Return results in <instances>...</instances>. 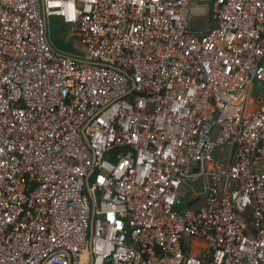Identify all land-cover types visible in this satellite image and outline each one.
<instances>
[{
  "label": "built area",
  "instance_id": "obj_1",
  "mask_svg": "<svg viewBox=\"0 0 264 264\" xmlns=\"http://www.w3.org/2000/svg\"><path fill=\"white\" fill-rule=\"evenodd\" d=\"M0 264H264V0H0Z\"/></svg>",
  "mask_w": 264,
  "mask_h": 264
},
{
  "label": "rangeland",
  "instance_id": "obj_2",
  "mask_svg": "<svg viewBox=\"0 0 264 264\" xmlns=\"http://www.w3.org/2000/svg\"><path fill=\"white\" fill-rule=\"evenodd\" d=\"M48 29L50 34V39L55 47L58 49L71 52L78 55H84L83 44L77 41L74 37L70 36L66 39V29L67 26L62 24L61 20L56 16H48ZM202 25L201 20H194L193 26L199 29ZM257 82L254 83V89H256ZM199 204V203H198ZM196 204V205H198Z\"/></svg>",
  "mask_w": 264,
  "mask_h": 264
},
{
  "label": "crops",
  "instance_id": "obj_3",
  "mask_svg": "<svg viewBox=\"0 0 264 264\" xmlns=\"http://www.w3.org/2000/svg\"><path fill=\"white\" fill-rule=\"evenodd\" d=\"M259 88H260V84H259V82H257L256 89H259ZM247 106L248 107H252L253 106V103H251V101H249L248 104H247Z\"/></svg>",
  "mask_w": 264,
  "mask_h": 264
},
{
  "label": "water",
  "instance_id": "obj_4",
  "mask_svg": "<svg viewBox=\"0 0 264 264\" xmlns=\"http://www.w3.org/2000/svg\"><path fill=\"white\" fill-rule=\"evenodd\" d=\"M87 184H88V183H87ZM197 200H199V198H196L195 200L189 202V203L187 204V206H190L191 204L195 203Z\"/></svg>",
  "mask_w": 264,
  "mask_h": 264
}]
</instances>
